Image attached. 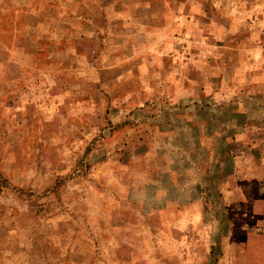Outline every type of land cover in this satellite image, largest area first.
Listing matches in <instances>:
<instances>
[{"label": "rangeland", "instance_id": "374dc122", "mask_svg": "<svg viewBox=\"0 0 264 264\" xmlns=\"http://www.w3.org/2000/svg\"><path fill=\"white\" fill-rule=\"evenodd\" d=\"M0 264H264V0H0Z\"/></svg>", "mask_w": 264, "mask_h": 264}, {"label": "crops", "instance_id": "0c3cea01", "mask_svg": "<svg viewBox=\"0 0 264 264\" xmlns=\"http://www.w3.org/2000/svg\"><path fill=\"white\" fill-rule=\"evenodd\" d=\"M253 175H255V174H253ZM255 177L257 178L258 176H255ZM258 182H261V183H262L263 181H262L261 179H259ZM255 199H256V198H255Z\"/></svg>", "mask_w": 264, "mask_h": 264}]
</instances>
